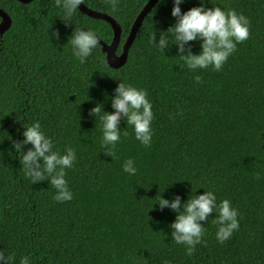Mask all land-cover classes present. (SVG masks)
I'll list each match as a JSON object with an SVG mask.
<instances>
[{"label":"trees","instance_id":"16d2710c","mask_svg":"<svg viewBox=\"0 0 264 264\" xmlns=\"http://www.w3.org/2000/svg\"><path fill=\"white\" fill-rule=\"evenodd\" d=\"M150 0H84L115 18L122 28L121 53L137 16ZM205 8L235 9L250 21V36L237 43L222 69H189L174 34V0H157L145 15L128 58L107 62L99 43L81 63L73 55L76 29L93 30L111 43V24L79 8L70 22L55 0H0L12 18L0 34V251L20 264H264V0H203ZM184 0L181 13L200 7ZM1 21V18H0ZM67 22V23H66ZM59 33L56 39L53 33ZM168 38L163 51L150 43ZM202 41H191L192 54ZM186 54V53H184ZM200 76L202 82L194 77ZM145 89L152 105V143L144 147L132 125L116 145V158L101 147L102 124L91 109L113 113L119 83ZM179 106V107H178ZM51 138L53 151L75 149L65 169L71 201L57 202L49 181L25 175L14 142L35 122ZM23 145V152L32 148ZM134 160L135 175L123 171ZM42 163V161H41ZM259 173L260 179H256ZM212 191L238 210L239 228L223 244L216 238L218 212L202 221L205 233L193 255L172 239L177 212L169 201ZM206 242V243H205Z\"/></svg>","mask_w":264,"mask_h":264},{"label":"clouds","instance_id":"9594fccd","mask_svg":"<svg viewBox=\"0 0 264 264\" xmlns=\"http://www.w3.org/2000/svg\"><path fill=\"white\" fill-rule=\"evenodd\" d=\"M104 2L112 11L117 10L118 0H104ZM183 2L184 0H174L171 14L177 18V21L167 30L174 34L175 44L178 46L179 53L182 54L179 57L192 70L207 69L210 66L215 71L221 70L235 51L237 43H242L249 38L250 21L243 14H237L235 9L223 10L219 6L205 8L203 0L200 7H193L181 13L180 4ZM55 3L57 7H63L66 21L70 22V18L84 0H55ZM53 35L59 39L58 32ZM197 39L202 41V52L194 55L185 45ZM149 42L157 43L156 33L150 37ZM71 44L73 55L84 63L85 58L91 55L92 50L99 44V39L93 30L76 29L72 35ZM157 44L164 52L169 45L168 38L161 34ZM194 79L198 83L202 82L200 76H195ZM115 93L112 99V108L115 110L113 113L103 111L104 114L101 115V105H97L90 112V115L99 117L103 131L101 147L105 155L113 159L116 158L115 149L121 135L125 137L129 135L126 129L123 133L119 129L122 118L126 119L127 125L133 126L135 138L144 147L151 146L153 135L151 123L154 119L152 105L145 89L121 82L115 89ZM25 128L23 133L25 139L14 142L16 151L21 154L20 163L25 175L32 179L33 184L44 180L49 181L50 178V184L57 192L54 199L57 202L71 201L73 193L69 190L65 179L67 175L65 169L73 167L76 161L75 149L68 147L65 154L53 151V142L43 132L38 121ZM27 144L33 147L24 153L22 146ZM134 163L133 159H127L123 164V171L135 175L137 168ZM255 178L260 179L259 173ZM158 204L161 210L167 207L178 213L176 220L170 225L173 229L171 235L177 244L186 245L188 256L193 255L196 245L202 242L205 227L201 222L207 221L211 213L218 212L214 222L219 225L216 233L219 243L223 244L229 240L233 232L239 228L238 210L232 207L228 199L217 204V197L212 191H206L202 195H192L183 204L182 211L180 196L169 201L160 195ZM13 259L12 255H6L0 251V264H12ZM20 264H30L29 258L27 256L21 258Z\"/></svg>","mask_w":264,"mask_h":264},{"label":"water","instance_id":"95a60500","mask_svg":"<svg viewBox=\"0 0 264 264\" xmlns=\"http://www.w3.org/2000/svg\"><path fill=\"white\" fill-rule=\"evenodd\" d=\"M19 1L27 3L32 0H19ZM156 2L157 0H150L141 10L134 24L132 25L131 31L127 37L126 42L123 45V50L121 53L117 52L121 42V34H122V28L120 26V23L109 14L89 8L84 3L78 6V8L85 14L94 18L104 19L111 24L114 31V37L111 43H107L99 38V43L102 45V50L106 53L107 62L110 66L117 68L126 63L129 54V49L135 39L136 33L139 30V27L145 15L151 10V8L155 5ZM0 18H1L0 34H3L6 30L10 28L12 24V18L8 14V12H6L1 7H0Z\"/></svg>","mask_w":264,"mask_h":264}]
</instances>
